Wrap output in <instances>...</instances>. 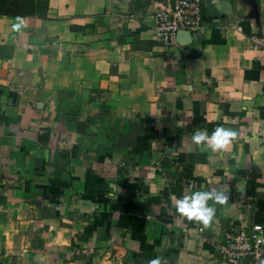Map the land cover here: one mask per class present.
Listing matches in <instances>:
<instances>
[{"label": "crops", "instance_id": "0c3cea01", "mask_svg": "<svg viewBox=\"0 0 264 264\" xmlns=\"http://www.w3.org/2000/svg\"><path fill=\"white\" fill-rule=\"evenodd\" d=\"M171 2L0 0V264H228L264 226V0H203L167 47ZM217 127L227 151L192 142ZM213 188L210 227L173 206Z\"/></svg>", "mask_w": 264, "mask_h": 264}, {"label": "built area", "instance_id": "2783aa9c", "mask_svg": "<svg viewBox=\"0 0 264 264\" xmlns=\"http://www.w3.org/2000/svg\"><path fill=\"white\" fill-rule=\"evenodd\" d=\"M203 0H172L151 20L155 37L167 47L179 46L186 34L195 39L204 31ZM220 258L228 264H264V226L229 230L217 245Z\"/></svg>", "mask_w": 264, "mask_h": 264}, {"label": "clouds", "instance_id": "9594fccd", "mask_svg": "<svg viewBox=\"0 0 264 264\" xmlns=\"http://www.w3.org/2000/svg\"><path fill=\"white\" fill-rule=\"evenodd\" d=\"M19 27V25H15ZM237 133L232 129L217 127L209 135L207 131L197 130L192 136V142L197 146L210 149L212 152L227 151ZM229 197L222 191L213 188L210 191L196 190L191 195L173 200V206L179 214L186 217L189 221L202 224L203 227H210L215 219V208L209 201L224 204ZM149 264H160L159 258L149 261Z\"/></svg>", "mask_w": 264, "mask_h": 264}]
</instances>
